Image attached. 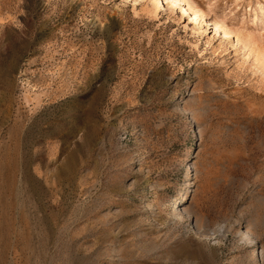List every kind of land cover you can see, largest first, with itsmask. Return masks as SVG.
Listing matches in <instances>:
<instances>
[{
    "label": "rangeland",
    "instance_id": "374dc122",
    "mask_svg": "<svg viewBox=\"0 0 264 264\" xmlns=\"http://www.w3.org/2000/svg\"><path fill=\"white\" fill-rule=\"evenodd\" d=\"M166 2L0 0V264H264V0Z\"/></svg>",
    "mask_w": 264,
    "mask_h": 264
},
{
    "label": "bare ground",
    "instance_id": "6f19581e",
    "mask_svg": "<svg viewBox=\"0 0 264 264\" xmlns=\"http://www.w3.org/2000/svg\"><path fill=\"white\" fill-rule=\"evenodd\" d=\"M165 1H167L166 2V5H168V7H172L175 3H177L178 1H183V0H165ZM160 5L158 4V2H156V3H153V8H154V10H156L158 7H159ZM212 25L214 26V29L215 30H217V31H219L220 32V34L221 35H223V36H228V35H230L231 33H233L230 29H228V28H226L222 23H219V22H217V21H213L212 22ZM234 35V40H235V42L239 45L240 43H242V41H241V39H240V37L237 35V34H233ZM241 46V45H240ZM249 55V54H248ZM247 55V56H248ZM189 185V184H188ZM190 192V189L189 188H187L186 189V192L185 193H183L179 198H178V200H177V202L175 201V203L177 204V205H183L184 203H186V201L188 200V193L187 192Z\"/></svg>",
    "mask_w": 264,
    "mask_h": 264
}]
</instances>
